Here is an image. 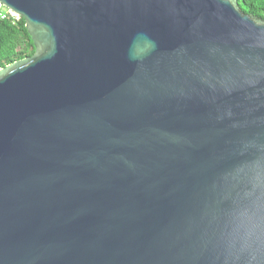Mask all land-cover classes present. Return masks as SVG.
Wrapping results in <instances>:
<instances>
[{"label":"water","instance_id":"water-1","mask_svg":"<svg viewBox=\"0 0 264 264\" xmlns=\"http://www.w3.org/2000/svg\"><path fill=\"white\" fill-rule=\"evenodd\" d=\"M0 264H264V20L236 0H0Z\"/></svg>","mask_w":264,"mask_h":264},{"label":"trees","instance_id":"trees-1","mask_svg":"<svg viewBox=\"0 0 264 264\" xmlns=\"http://www.w3.org/2000/svg\"><path fill=\"white\" fill-rule=\"evenodd\" d=\"M236 2L244 14L264 20V0H236ZM33 52L34 47L22 18L15 25L0 21V69L30 57Z\"/></svg>","mask_w":264,"mask_h":264},{"label":"built area","instance_id":"built-area-1","mask_svg":"<svg viewBox=\"0 0 264 264\" xmlns=\"http://www.w3.org/2000/svg\"><path fill=\"white\" fill-rule=\"evenodd\" d=\"M0 21H6L9 22L11 25H15L16 23H14L12 20H10L9 18H7L6 16H4L2 13H0Z\"/></svg>","mask_w":264,"mask_h":264}]
</instances>
